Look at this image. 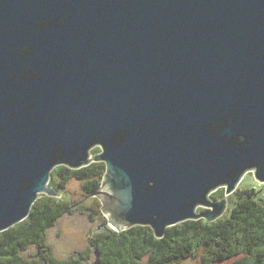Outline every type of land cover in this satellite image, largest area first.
<instances>
[{
  "label": "water",
  "instance_id": "95a60500",
  "mask_svg": "<svg viewBox=\"0 0 264 264\" xmlns=\"http://www.w3.org/2000/svg\"><path fill=\"white\" fill-rule=\"evenodd\" d=\"M92 163L109 227L157 239L264 185V0H0V233Z\"/></svg>",
  "mask_w": 264,
  "mask_h": 264
},
{
  "label": "trees",
  "instance_id": "16d2710c",
  "mask_svg": "<svg viewBox=\"0 0 264 264\" xmlns=\"http://www.w3.org/2000/svg\"><path fill=\"white\" fill-rule=\"evenodd\" d=\"M105 171L104 163L55 168L49 186L61 197H40L24 221L0 233V264H93L95 252L100 264H179L199 256L203 264H264V189L236 190L237 200L217 221H187L168 228L157 239L150 227L120 232L109 227L100 201L89 197L100 189ZM72 179L80 185L81 198L72 199L68 193ZM222 197V189L211 195L214 201ZM76 210L93 223L100 219V229L89 239L92 251L88 248L70 258H58L48 233Z\"/></svg>",
  "mask_w": 264,
  "mask_h": 264
},
{
  "label": "rangeland",
  "instance_id": "374dc122",
  "mask_svg": "<svg viewBox=\"0 0 264 264\" xmlns=\"http://www.w3.org/2000/svg\"><path fill=\"white\" fill-rule=\"evenodd\" d=\"M92 152L98 153L99 148H95V150ZM249 188H253L256 190L264 189V185L256 181L252 172L244 176V178L238 185L237 190H244V189H249ZM221 189L222 188L218 190H221ZM80 192H81L80 185L78 181L75 179H72L68 183V193L70 194V197H72V199L81 198ZM263 197H264V194H263ZM222 198H219L217 201L219 202ZM237 198L238 196L235 194H233L230 198L228 197L226 198L227 199V209L229 206L233 204L234 200H237ZM97 199L101 203V200L99 198ZM226 214H227V210L224 215ZM100 225H101L100 219H98V221L93 223L91 222L87 214L76 210L75 213L72 215L69 214V215L63 216L59 220V222L56 224V226L49 231L48 233L49 243L52 246L55 255L61 259H66V258L75 256L76 253L85 251L88 248H90L92 251V247H91L89 239L95 232H97L100 229ZM93 259L94 257H92V260ZM179 264H203V263L199 256L195 259L184 260Z\"/></svg>",
  "mask_w": 264,
  "mask_h": 264
}]
</instances>
